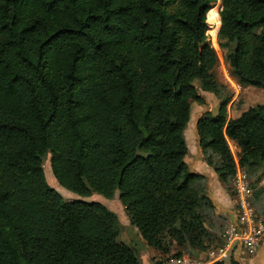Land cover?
<instances>
[{
    "label": "trees",
    "instance_id": "obj_1",
    "mask_svg": "<svg viewBox=\"0 0 264 264\" xmlns=\"http://www.w3.org/2000/svg\"><path fill=\"white\" fill-rule=\"evenodd\" d=\"M217 0H0V264H141L97 202L116 192L132 226L164 256L173 240L205 250L213 204L189 170L195 82L221 98L207 13ZM230 73L264 89V0H220ZM229 99L197 123L223 183L264 167V103L227 120ZM214 264H224L217 262ZM230 264H239L233 258Z\"/></svg>",
    "mask_w": 264,
    "mask_h": 264
},
{
    "label": "rangeland",
    "instance_id": "obj_2",
    "mask_svg": "<svg viewBox=\"0 0 264 264\" xmlns=\"http://www.w3.org/2000/svg\"><path fill=\"white\" fill-rule=\"evenodd\" d=\"M215 7H218L220 12L221 2L219 6L215 5ZM207 25L208 43L215 50L219 61L216 75L219 81L225 86V91L221 98H218L214 94L204 92L200 87V83L195 82L199 94L205 99V104L194 105L190 122L184 134L188 146V154L185 162L192 173L205 178L206 193L213 204V208L211 207L206 210V213L212 218L213 241L206 246L207 248L205 250H196L191 248L187 242L173 240L170 253L164 256L159 251L146 245L138 229L131 225L125 207L119 199L118 192L110 200L97 194L92 195L90 198H81L60 187L56 182L51 169V155H48L45 160L44 168L47 183L61 194L65 202H72L78 199L87 202H97L103 204L117 215L120 224L118 242L131 247L135 251L141 264H167L171 260H181L186 264H209V262H216L218 258L223 259L224 255L222 254V250L226 247V240L228 239L227 232L230 233L231 230L240 231L241 229L237 228L236 224L243 219L247 222H250V220L254 221V226L256 227H259V225L263 226V232L260 235L262 237L255 254L258 253L260 247L264 244V167L257 175H252V173L247 172L239 164L240 149L234 142L228 140V145L236 166V174L230 182L223 183L214 172V169L209 167L205 162L206 156L200 147L197 133L199 119L207 114L216 116L223 99H229L226 110L227 120L234 119L249 108L263 104L264 89L242 86L233 78L230 73L227 56L233 51L235 45H231L228 49L220 46L218 34L221 26L217 31L216 45L213 44L212 36L209 34L216 31V25L209 24L208 22ZM244 172L245 178L242 175ZM242 184L247 189V202L249 204H247V209H244L241 205L239 189ZM210 194L222 196V199L217 198L214 200L217 203L220 214L216 212V206ZM223 196L227 197V200L223 199ZM237 248H242L247 255H251L242 245L237 244V242L231 246V249L227 253L229 251H235ZM226 264H230V262L227 261ZM248 264H253V261Z\"/></svg>",
    "mask_w": 264,
    "mask_h": 264
},
{
    "label": "built area",
    "instance_id": "obj_3",
    "mask_svg": "<svg viewBox=\"0 0 264 264\" xmlns=\"http://www.w3.org/2000/svg\"><path fill=\"white\" fill-rule=\"evenodd\" d=\"M245 178V172L242 174ZM241 205L244 209H247V189L242 184L240 189ZM249 205V204H248ZM237 228H240L239 231L231 230L230 233L227 232L226 247L222 250V254L225 256L227 251L231 249V246L237 242L240 246L242 245L244 249L251 255L255 254L258 245L260 244L261 237L263 232V226L259 227L254 226V221L250 220L247 222L245 219L241 220L237 224ZM221 258H218L217 261H221ZM167 264H186L181 260H171Z\"/></svg>",
    "mask_w": 264,
    "mask_h": 264
},
{
    "label": "crops",
    "instance_id": "obj_4",
    "mask_svg": "<svg viewBox=\"0 0 264 264\" xmlns=\"http://www.w3.org/2000/svg\"><path fill=\"white\" fill-rule=\"evenodd\" d=\"M210 196L213 199V201L216 200L217 198L222 199V196H215L212 194H210ZM223 199L227 200V197L223 196ZM214 203L216 206V212L220 214L217 203L215 201ZM231 258H234L239 264H248L249 262H252V261H253V264H264V244L260 247L258 253L255 255H247L242 248H237L235 251L233 250V251H229L228 253H226V255L221 261H216L213 263L209 262V264H214L217 262H222L226 264L227 261L230 262Z\"/></svg>",
    "mask_w": 264,
    "mask_h": 264
},
{
    "label": "bare ground",
    "instance_id": "obj_5",
    "mask_svg": "<svg viewBox=\"0 0 264 264\" xmlns=\"http://www.w3.org/2000/svg\"><path fill=\"white\" fill-rule=\"evenodd\" d=\"M218 1V2H217ZM215 3H213L212 5V8L208 11L207 13V22L209 24H215L216 25V31L215 32H212L210 33L209 35H211L212 37V40H213V44L216 45V38H217V31L219 30L220 26H221V20H220V16H219V10H218V7H215L216 6H219V3H220V0H217Z\"/></svg>",
    "mask_w": 264,
    "mask_h": 264
}]
</instances>
